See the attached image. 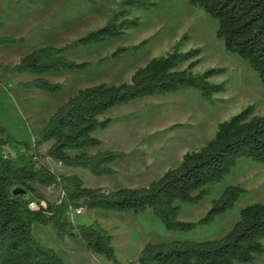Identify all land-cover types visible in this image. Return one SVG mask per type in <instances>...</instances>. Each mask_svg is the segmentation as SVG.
<instances>
[{"label": "trees", "instance_id": "16d2710c", "mask_svg": "<svg viewBox=\"0 0 264 264\" xmlns=\"http://www.w3.org/2000/svg\"><path fill=\"white\" fill-rule=\"evenodd\" d=\"M36 2L37 0H31ZM94 2L95 0H91ZM162 0H123L121 7L102 27L90 31L62 47L43 46L32 50L9 69V75L30 74L33 79L19 82L22 89L49 93L62 90L47 74L85 69L90 63L70 59V50L104 43L139 26L134 11H148ZM203 9L217 22V38L227 52L244 60L264 84V0H188ZM183 36L165 55L152 58L138 68L130 82L100 83L80 89L48 119L31 145L15 140L0 121V264H65L51 248L41 245L32 234L34 223L51 226L61 239L79 240L83 247L111 261L120 263L112 245L113 236L98 223H74L65 215L69 209H103L143 213L151 211L169 231L188 232L210 225L216 217L234 207L245 190L228 186L211 201L207 212L196 222L179 220L181 205L198 204L210 188L230 172L237 161L247 158L264 164V115L248 106L229 120L220 123L212 139L200 149L183 155L178 166L167 170L147 187L119 188L104 191L85 187L76 174H58L43 162L51 158L63 166L83 168L96 176L115 174L112 164L125 158L120 151L89 153L102 142L92 134L106 129L112 119H100L108 110L145 97L175 93L182 89L197 90L202 99L214 102V95L224 92V83L210 79L223 69L195 73L201 48L182 51ZM25 37L0 36V45L21 44ZM138 47H120L104 63ZM184 66V67H182ZM0 87V94L8 88ZM50 143L44 154L38 149ZM6 145L16 154L4 152ZM39 187L61 190L59 203L45 199ZM46 201V207L31 210L33 201ZM264 203L241 209L239 220L221 238L203 242L174 240L147 243L136 263L126 264H237L251 263L264 252Z\"/></svg>", "mask_w": 264, "mask_h": 264}, {"label": "rangeland", "instance_id": "374dc122", "mask_svg": "<svg viewBox=\"0 0 264 264\" xmlns=\"http://www.w3.org/2000/svg\"><path fill=\"white\" fill-rule=\"evenodd\" d=\"M123 0H0V36L25 37L21 44L0 45V87L9 77V88L0 95V121L18 141L33 144L34 138L49 117L80 89L100 83L130 82L133 73L149 60L165 55L183 36L182 51L201 48L195 73L223 69L210 79L224 83L226 90L214 95V102L201 98L197 90L182 89L175 93L145 97L108 110L100 119L112 123L92 136L102 144L89 150H106L126 154L112 164L115 174L96 176L83 168L61 166L51 158L43 162L59 174L78 175L85 187L114 191L119 188L147 187L167 170L179 165L184 154L196 151L213 138L220 123L229 120L248 106L255 115H264V84L239 56L227 52L217 38V22L203 9L188 0H162L148 11H134L139 26L104 43L70 50L77 63H90L85 69L50 73L46 78L60 83L62 90L49 93L17 86L33 79L30 74L9 75V69L32 50L43 46L62 47L90 31L105 25L120 9ZM120 47H138L136 51L100 63ZM184 67V66H182ZM49 144L38 151L44 154ZM4 152L16 154L6 145ZM241 186L245 192L234 207L218 215L210 225L188 232L169 231L151 211L143 213L83 209L79 215L66 211L70 221L89 225L98 223L113 236L112 245L120 263H136L140 251L149 242L174 240L203 242L223 237L239 220L241 209L264 203V164L241 158L224 178L210 188L198 203L181 205L179 220L196 222L228 186ZM45 199L59 203L62 192L39 187ZM32 234L43 246L53 249L65 264H113L101 255L87 251L79 240L61 239L51 226L32 225ZM264 245V241H262ZM264 264V252L251 263Z\"/></svg>", "mask_w": 264, "mask_h": 264}, {"label": "built area", "instance_id": "2783aa9c", "mask_svg": "<svg viewBox=\"0 0 264 264\" xmlns=\"http://www.w3.org/2000/svg\"><path fill=\"white\" fill-rule=\"evenodd\" d=\"M40 207L45 208L46 207V201L41 200V201H33L29 204V208L31 210H38ZM72 211V214L79 215L82 213L83 208H77V209H69Z\"/></svg>", "mask_w": 264, "mask_h": 264}, {"label": "crops", "instance_id": "0c3cea01", "mask_svg": "<svg viewBox=\"0 0 264 264\" xmlns=\"http://www.w3.org/2000/svg\"><path fill=\"white\" fill-rule=\"evenodd\" d=\"M6 83H7V82H6ZM6 83H5V84H6ZM10 83H11V82L8 81V88H9ZM5 84H4V85H5ZM8 88H7L6 90H8ZM6 90H5V91H6ZM29 90H32V91H39V90H36V89H29ZM40 91H41V90H40ZM3 92H4V91H3ZM3 92H2V93H3ZM2 93H1V94H2ZM1 94H0V95H1ZM46 144H49V146H50V143H46ZM44 145H45V144H44ZM42 146H43V145H42ZM49 146H48V147H49ZM48 147H47V148H48ZM46 150H47V149H46ZM45 159H46V158H45ZM59 165L62 166V164H60V163H59ZM58 174H59V173H58ZM66 175H67V174H66Z\"/></svg>", "mask_w": 264, "mask_h": 264}]
</instances>
